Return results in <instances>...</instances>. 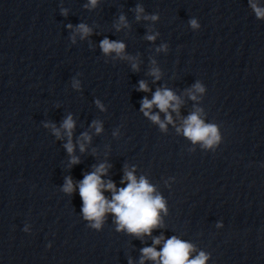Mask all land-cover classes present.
<instances>
[{"label":"clouds","instance_id":"1","mask_svg":"<svg viewBox=\"0 0 264 264\" xmlns=\"http://www.w3.org/2000/svg\"><path fill=\"white\" fill-rule=\"evenodd\" d=\"M98 0H89V4L95 7ZM250 6L255 12L257 18L264 19V8L258 6L257 2L249 0ZM137 13V20L141 18V14L144 13V9L137 6L135 9ZM63 14H66L64 12ZM145 20L151 19L153 21L158 19V16L152 15L143 17ZM120 23L127 26L125 17L120 16ZM192 28H198L199 24L196 19L189 21ZM69 28L72 25H68ZM119 30V28L117 29ZM76 31L81 33V38H85L91 34V29L81 23L76 27ZM147 39L155 40V36H147ZM74 40V37H73ZM165 47L166 46H162ZM100 48L104 54H110L115 52L117 55H123L125 50V44L119 41H111L108 38L103 39L100 42ZM131 59V58H129ZM133 69L137 68L136 64L132 65ZM155 79H160V70L153 68L150 73ZM74 87H79L78 82H74ZM140 91H149L148 85L144 81L139 82ZM195 93H203L204 88L197 83L194 85ZM193 91L189 92V96L192 100H196L197 96ZM182 101L171 90L157 89L153 94L151 100L145 97L141 103V111L146 117L151 119L154 123L159 124L162 130L166 129V123H173L169 109L179 114V108ZM99 105V102L97 101ZM153 106L157 107L160 112L165 113L166 123L160 120L158 114H152L151 109ZM202 110L196 109L190 115H188L182 123V126L177 128V132H182L183 135L192 141V143H201L204 147L210 148L215 144H218L221 137L219 134L218 126L215 124L205 123L201 118ZM51 127L53 133L59 138L60 130L55 125H45ZM97 133L102 131L101 126L94 122L93 125ZM61 127L65 130L68 136V142L64 145L69 156L71 157L70 163H79V158L74 156V145L72 143V132L75 127L71 115H69L62 123ZM82 139L90 141V136L87 133L82 135ZM84 144H80V151L83 152ZM107 165L100 164L95 167L93 172L86 174L82 181L79 182V196L83 202L82 212L86 220L91 221V226L99 229L106 217V214L111 213L115 217V223L117 224V231H126L127 233L134 235L138 238L145 235L150 236L152 231L156 228L163 226V220L161 212L167 214L166 202L164 198L156 193L155 187L151 185L148 180L141 176L139 179L134 175V169L132 171H125V175L121 183L127 181L125 187L116 188V185L111 180L105 182L102 176L107 174ZM65 193L71 194L74 191V185L71 177L65 179L63 186ZM104 191L112 193L109 200ZM163 242V247L160 251H157L155 245H160ZM195 251L194 245L172 236L166 240L161 235L153 239L152 247H144L142 252V258L140 264H144L145 259L156 261L157 264H206L208 255L201 251L195 258H190L191 254Z\"/></svg>","mask_w":264,"mask_h":264}]
</instances>
